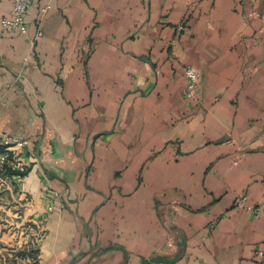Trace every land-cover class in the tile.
I'll return each instance as SVG.
<instances>
[{
  "label": "crops",
  "instance_id": "obj_1",
  "mask_svg": "<svg viewBox=\"0 0 264 264\" xmlns=\"http://www.w3.org/2000/svg\"><path fill=\"white\" fill-rule=\"evenodd\" d=\"M11 9L0 138L30 166L0 172V257L262 264L264 0H32L27 35L2 27Z\"/></svg>",
  "mask_w": 264,
  "mask_h": 264
},
{
  "label": "built area",
  "instance_id": "obj_2",
  "mask_svg": "<svg viewBox=\"0 0 264 264\" xmlns=\"http://www.w3.org/2000/svg\"><path fill=\"white\" fill-rule=\"evenodd\" d=\"M31 5L32 0H12L11 14L2 20V27L8 31L27 35L29 31L27 17ZM50 8V5L40 8L39 16L35 20V23L39 29L43 15ZM40 33L41 32L39 31L38 35H40ZM28 57L32 58L33 55L30 54ZM184 73L186 77L184 96L189 100L198 101L201 75L195 67L190 65L185 66ZM27 144V141H17L12 144L9 140L0 138V145L5 146L4 150L0 151V172H8V170L11 169L13 172H16L19 175H24L28 171L30 163L23 159L24 148ZM13 145L16 147L15 150H13L11 147ZM48 196L50 202L48 203L47 211L52 212L61 206V203L57 202V199H60V193L58 191L48 190ZM236 207L238 209L253 211L255 214H258L256 209H252V207L247 204L246 197H239L236 200ZM39 224H44V219L40 220ZM257 254L262 258V264H264L263 251H257ZM2 257L3 259L5 258L4 256Z\"/></svg>",
  "mask_w": 264,
  "mask_h": 264
},
{
  "label": "trees",
  "instance_id": "obj_3",
  "mask_svg": "<svg viewBox=\"0 0 264 264\" xmlns=\"http://www.w3.org/2000/svg\"><path fill=\"white\" fill-rule=\"evenodd\" d=\"M4 148H5V146L0 145V151L4 150ZM26 257L31 260L30 261L31 263H28V261L27 262L25 261L27 264H38L37 259L35 262H33L34 259L37 258V256L35 255V252H33V251L32 252L19 251V252L14 253L13 257H9V258L5 257L4 259L2 257H0V264H26V263L21 261Z\"/></svg>",
  "mask_w": 264,
  "mask_h": 264
},
{
  "label": "rangeland",
  "instance_id": "obj_4",
  "mask_svg": "<svg viewBox=\"0 0 264 264\" xmlns=\"http://www.w3.org/2000/svg\"><path fill=\"white\" fill-rule=\"evenodd\" d=\"M42 225V224H41Z\"/></svg>",
  "mask_w": 264,
  "mask_h": 264
}]
</instances>
